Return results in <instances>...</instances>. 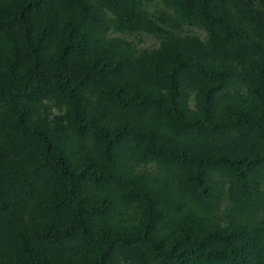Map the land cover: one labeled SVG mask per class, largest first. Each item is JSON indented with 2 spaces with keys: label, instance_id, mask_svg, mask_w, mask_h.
<instances>
[{
  "label": "trees",
  "instance_id": "1",
  "mask_svg": "<svg viewBox=\"0 0 264 264\" xmlns=\"http://www.w3.org/2000/svg\"><path fill=\"white\" fill-rule=\"evenodd\" d=\"M0 264H264V0H0Z\"/></svg>",
  "mask_w": 264,
  "mask_h": 264
},
{
  "label": "rangeland",
  "instance_id": "2",
  "mask_svg": "<svg viewBox=\"0 0 264 264\" xmlns=\"http://www.w3.org/2000/svg\"><path fill=\"white\" fill-rule=\"evenodd\" d=\"M153 44H154L153 41L147 40L146 43L143 46H145V47H151V46H153Z\"/></svg>",
  "mask_w": 264,
  "mask_h": 264
}]
</instances>
